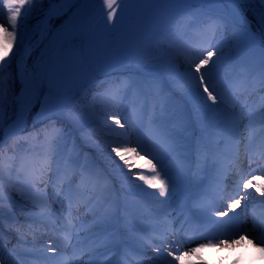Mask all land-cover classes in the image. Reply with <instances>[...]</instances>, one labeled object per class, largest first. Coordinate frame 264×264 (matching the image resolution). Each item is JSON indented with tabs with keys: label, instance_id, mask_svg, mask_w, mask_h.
Returning a JSON list of instances; mask_svg holds the SVG:
<instances>
[{
	"label": "snow or ice",
	"instance_id": "snow-or-ice-1",
	"mask_svg": "<svg viewBox=\"0 0 264 264\" xmlns=\"http://www.w3.org/2000/svg\"><path fill=\"white\" fill-rule=\"evenodd\" d=\"M59 2L78 3L82 7L51 33L49 43L29 68L25 30L28 11L23 10L31 8L32 0H0V120L4 104L11 96L16 103L13 123L24 120L39 105L37 115L45 114L55 133L52 136L45 133L46 145L40 153L18 155L16 140L12 150L4 153L0 144V223L5 206L10 212L23 214V208L31 204L32 218L25 224L29 228L33 224L52 228L53 235L41 245L45 254L52 253L51 257L45 255L52 264H68L69 259L76 264L84 255L89 259L81 264H108L116 255L122 258L116 264H129L126 259L129 255L135 258V264H185L190 257L203 260L201 254L210 247H231L248 240L253 232L258 234L254 239H258L260 251L264 253V219L254 218L251 224L247 220V202L255 200L256 193L264 197V97H261L259 113L253 114L244 110L245 101L239 96H226L225 87L219 83L225 51L213 43L231 28L253 42L259 39L264 46V9L254 15L257 31H253V23L242 7L253 0H217L235 7L216 14H202L200 31L209 39L196 47L170 43L167 49H157L163 56L137 57L136 63L146 75L139 80H122L118 86L107 89L105 95L110 107L97 110L90 106L86 113L91 124L102 126L103 148L111 168L105 173L61 153L64 133L56 126V117L66 115L70 122L82 123L69 111V85L91 67L89 60L101 27L107 29L123 19L127 0ZM140 2L172 6L188 0ZM92 3L101 4L98 13L89 7ZM259 3L264 4V0ZM59 11L62 9L49 10L50 14ZM183 19L191 21L192 17ZM10 55L12 58L8 59ZM13 63L17 68L14 76L9 71ZM241 86L245 92L256 86L264 91V57L255 66L254 73L243 72L237 81L228 85V90L238 91ZM176 93L180 94L179 99ZM129 95L138 101L131 112L126 103ZM182 103L191 107L201 125L195 170L184 156L188 117L179 108ZM229 108H240V112ZM245 132L249 135L245 136ZM132 134L136 137L134 146L131 140L122 139ZM214 136L224 137L229 146H234L227 166L220 163L221 149L213 141ZM253 136L260 141L255 153L247 146ZM145 137L154 141L159 150L146 142ZM96 146L101 147L99 143ZM132 157L144 160L145 164L133 163ZM29 160L32 163L26 164ZM168 161L173 162L172 167L166 166ZM137 167H147L152 175L131 172ZM186 170L191 174L189 181H186ZM209 172L212 179L204 186L202 177ZM229 176L233 181L231 187L225 183ZM178 179L181 183L187 182L198 195L190 203L176 204L173 209ZM144 185L158 190V195L148 192ZM141 194L149 199L145 202L131 199ZM242 202H246L245 211L229 216ZM258 203L264 205V200ZM81 209L90 219L79 215ZM170 209L176 211V216ZM145 215L154 221L151 228L143 225ZM8 227L17 233L18 241L23 239V226L13 223ZM224 228L229 229V235L221 232ZM195 240L205 242L187 247ZM85 241L86 245L81 248ZM148 251L155 255L145 260ZM4 252L0 242V264H7Z\"/></svg>",
	"mask_w": 264,
	"mask_h": 264
},
{
	"label": "rangeland",
	"instance_id": "rangeland-1",
	"mask_svg": "<svg viewBox=\"0 0 264 264\" xmlns=\"http://www.w3.org/2000/svg\"><path fill=\"white\" fill-rule=\"evenodd\" d=\"M253 2L245 3L244 9L247 10V17L250 13L249 7L253 5ZM63 5L60 2H54L50 9H62V11L50 14L47 11L44 19L36 26L32 31H29L26 37V48L27 56L26 61L29 66V61L32 53L37 47H42L47 41V38L51 37L50 30L52 29L53 21L64 16H70L76 12L77 9L81 8L82 5L76 6ZM255 9L260 10L261 4L259 0H256ZM89 7L98 13L101 10L100 3H92ZM254 8V6H253ZM225 9L222 3H218L217 0H188L187 3L172 6H160L147 3H141L140 0H128L127 9L124 13L123 19L119 23H115L114 26L111 24L107 29L101 27L99 35L96 37L94 52L92 58L96 57L94 61L95 73L97 77H101L102 73L106 74L110 72L111 68L119 70V68L134 67L137 65L136 59L138 56H144L152 54L154 56H163V52H158L157 49H167L170 43L178 44L183 43L193 47L198 46L201 42L209 39L208 36L204 35L200 31V22L203 19L202 14L210 13L216 14L220 10ZM106 11V10H105ZM64 13V14H63ZM55 15V17H54ZM64 15V16H63ZM119 17V12H118ZM184 16L192 17L191 21H186L183 19ZM53 17V18H52ZM51 23L48 24V21ZM98 20H102L98 18ZM254 27V26H253ZM58 30V29H57ZM56 30V31H57ZM55 31V32H56ZM257 31V30H256ZM43 39V42H41ZM259 40V39H257ZM213 43H218L225 51L224 62L222 64L219 83L225 87L226 96L236 95L239 96L243 101H245L244 110L246 112L250 111L253 114H258L260 111V106L262 103L261 97H264V91H262L258 86L251 88L247 92L244 90V86L236 90H228V85L237 81L240 75L245 71H250L254 73L255 66L258 64L259 60L264 57V53L260 51L258 43L245 39L244 36H239L238 41V52L239 55L235 58L233 57L231 46L229 45V40L226 38V30L223 36H218L213 40ZM15 49H13V52ZM215 59V58H214ZM235 61V62H234ZM30 68V67H29ZM17 68L11 72L13 76L15 75ZM87 71H82L79 76L83 78ZM142 77L132 75V77L127 79L139 80L142 79L146 73L142 71ZM86 78L88 76H85ZM84 80V79H83ZM20 85L15 84V90L19 92ZM177 98H180V94L176 93ZM128 111L133 110V106L138 103L137 99L129 95L127 101ZM95 108L101 110L106 107H110V102L107 96H102L96 99ZM37 107V106H36ZM31 109V112L34 108ZM181 111H184L188 117V131L185 133L186 136V148L187 151L184 156L187 158L192 169L195 170V158H196V148L200 141L201 136V125L197 120L195 113L191 110L190 106H186L183 103L179 105ZM115 111L114 108H112ZM229 111L240 112V108L232 109ZM16 103L14 99L10 96L4 104V115L3 119L0 120V128L4 132V139L0 144L5 146L8 145L13 140L18 141L16 145L17 154L33 152L40 153L46 145V141L32 144L31 142L21 138V133L23 132L24 126H20L22 121L13 123L15 120ZM30 115V114H29ZM28 115V116H29ZM26 117V121L28 119ZM87 118V116H86ZM258 118V116H257ZM87 121V120H86ZM245 118L243 123H247ZM243 130V129H242ZM117 131H120L117 129ZM54 131L50 136L54 135ZM249 132H245V136H248ZM35 139V138H33ZM129 139L132 141L133 146L136 142L135 134L129 137L122 138ZM146 142H148L153 148L159 150L158 145L145 137ZM213 141L219 144L221 149V154L219 156L220 163L227 166L229 164V158L234 146H229L226 138L224 137H212ZM5 141V142H4ZM104 133L102 131V126L98 124H92L89 126L88 130L80 136H76L72 140H69L64 135L63 140L60 143L61 153L65 156H70L73 160L78 161L80 164H87L90 167H95L103 169L105 173L111 171L109 168V161L107 159L108 153L103 148ZM99 143L101 147H97L96 144ZM260 141L258 138L253 136V138L247 142L248 148L253 152H257L259 149ZM241 152L244 150V145H240ZM132 162L137 165H144V160H139L134 157L130 158ZM19 162V161H18ZM26 164H31L32 161H25ZM171 161L166 162L167 167H172ZM131 172H143L144 174L151 176L152 174L148 171L147 167L141 169L139 167L133 168ZM186 181L191 179V174L185 171ZM78 179V177H77ZM212 179L211 173H207L202 177L203 185L206 186L207 183ZM137 184H142L141 181H136ZM225 183L231 187L233 181L231 176H229ZM144 188L148 192H156L158 195V190ZM51 191V187H49ZM198 195V191L193 189L187 182L181 183L177 180V195L176 202L173 204V209H175L176 204L179 203H190L191 198ZM183 197V200L181 199ZM133 200H140L142 202L147 201L149 198L141 194L137 197H132ZM161 200L165 197H160ZM264 200V197H260L258 193L255 194V200L248 201L247 208V220L251 224L252 220L255 218L257 221L264 219V205H260L258 201ZM242 202L241 206L234 209L229 213V216L239 215L245 211L244 204ZM221 209L223 204L220 205ZM3 222L0 223V242L3 243L5 247L4 259L7 264H52L51 260H46L45 255L48 257L52 256V253H44L41 245L48 239L49 236L53 235L52 228L50 226L44 225H31L29 228L25 224L27 219L32 218V205L28 204L23 208V214L13 213L9 211V208L5 206L3 208ZM173 216H176V211L170 209ZM79 215L88 220L90 217L84 214V210L81 209ZM229 217H217V219L228 220ZM180 218H178L179 220ZM16 223L22 227L23 239L18 241V236L15 231H10L8 225ZM154 221L149 215L143 217V225L147 228H151ZM178 226V221H177ZM224 235H229L230 231L228 228L221 229ZM35 236V239H34ZM83 236V233H81ZM258 234L253 232L248 236V240L255 245L253 250H241L243 247H239L238 244L231 247H216L208 248L207 251L203 252V260L197 258L187 262V264H262L264 259V253H261V245L258 239H254ZM202 240H195L187 247H196L200 243H204ZM244 242V241H242ZM241 242V243H242ZM86 241L81 244V248L86 245ZM213 243H218L213 241ZM231 243V241H229ZM240 243V244H241ZM245 243V242H244ZM243 243V244H244ZM15 246V250L13 248ZM241 246V245H240ZM239 247V248H237ZM237 248V249H236ZM155 254L148 251L145 254V260L152 258ZM89 257L84 255L76 262V264H81V261H87ZM121 256H112L108 261V264H116L117 261H121ZM126 259L129 264H135V258L131 255L127 256ZM68 264H72L71 259H69Z\"/></svg>",
	"mask_w": 264,
	"mask_h": 264
},
{
	"label": "trees",
	"instance_id": "trees-1",
	"mask_svg": "<svg viewBox=\"0 0 264 264\" xmlns=\"http://www.w3.org/2000/svg\"><path fill=\"white\" fill-rule=\"evenodd\" d=\"M128 1V0H127ZM54 2H59V0H32V6L30 9L26 8L23 11H28V16L25 24V30L28 36L29 31H32L36 28V26L44 19V16L47 11L50 10L51 5ZM253 3L256 4V0H253ZM225 9H231L235 7L234 5L228 3H222ZM251 5L249 7L250 13L248 14V20L253 23V31H256L254 15L258 13L255 9L256 5ZM76 6H79L77 3ZM254 6V8H253ZM244 8V4L242 5ZM260 9H264V5H261ZM69 16H64L62 18L56 19L52 24V33H54L59 27L68 19ZM23 18V12H22ZM102 19V18H100ZM50 31V32H51ZM26 36V37H27ZM239 36H243L242 34L235 33L231 28L226 29V38L229 40V45L231 46L233 57L236 60L238 57V41ZM51 37L47 38V41L33 52L30 57L29 67L31 68L37 58L41 55L42 51L45 49L46 45L49 43ZM246 39V38H245ZM259 45V50L264 53V46L261 45L259 40H256ZM15 52V51H14ZM13 52V54H14ZM10 55L8 59H11ZM96 57L91 58L89 63L91 64L90 68H87L84 71H87L86 75L81 78L77 77L72 83H70L68 99L70 101L68 108L69 111L72 112L78 120H81L82 123H72L67 118L66 115L57 114L56 117V126L63 129V133L67 139L72 140L76 136H80L88 130L89 126L92 124L87 120L86 113L90 106H95V101L99 97L106 96V90L110 88H114L120 84L122 80H126L127 78L132 77V75H136L138 77H142L143 73L138 65L134 67H125L119 68L116 70L114 67L111 68L110 72L106 74H101V77H97L95 73L94 61ZM16 64L13 63L10 72L15 70ZM85 76H88L87 78ZM84 79V80H83ZM17 85L19 83L17 82ZM40 112L39 105L32 110L30 115L28 116L27 122L24 126L23 132L21 133V138L31 142L32 144L43 142L45 140V133L49 136L53 132L51 126L45 118V114L37 115ZM87 120V121H86ZM35 138V139H33ZM4 139V132L0 128V143ZM14 141V140H13ZM13 141L10 142L3 148L4 153H8L12 150Z\"/></svg>",
	"mask_w": 264,
	"mask_h": 264
},
{
	"label": "bare ground",
	"instance_id": "bare-ground-1",
	"mask_svg": "<svg viewBox=\"0 0 264 264\" xmlns=\"http://www.w3.org/2000/svg\"><path fill=\"white\" fill-rule=\"evenodd\" d=\"M245 242V243H244ZM244 242H242L241 244L239 243L238 245H239V247H243V248H241L240 249V251L242 250H253L254 249V247H255V245H253L252 243H249V241H244ZM244 243V244H243ZM241 245V246H240ZM239 247H237V248H239ZM236 248V249H237ZM196 257H190V258H188L186 261H185V264H187V262H190L191 260H193V259H195ZM262 264H264V259L262 260Z\"/></svg>",
	"mask_w": 264,
	"mask_h": 264
},
{
	"label": "water",
	"instance_id": "water-1",
	"mask_svg": "<svg viewBox=\"0 0 264 264\" xmlns=\"http://www.w3.org/2000/svg\"><path fill=\"white\" fill-rule=\"evenodd\" d=\"M69 6V5H68ZM54 17H55V15H54ZM53 18V17H52ZM52 18L48 21V24H50L51 23V20H52ZM41 42H43V39H42V41ZM25 121H26V118L22 121V123H21V125L20 126H24V124H25Z\"/></svg>",
	"mask_w": 264,
	"mask_h": 264
}]
</instances>
